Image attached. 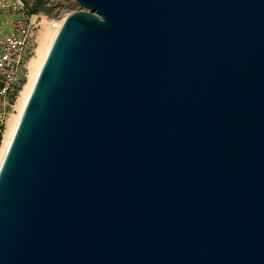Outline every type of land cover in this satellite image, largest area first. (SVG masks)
<instances>
[{
    "label": "water",
    "instance_id": "95a60500",
    "mask_svg": "<svg viewBox=\"0 0 264 264\" xmlns=\"http://www.w3.org/2000/svg\"><path fill=\"white\" fill-rule=\"evenodd\" d=\"M0 169V264H264V0H75Z\"/></svg>",
    "mask_w": 264,
    "mask_h": 264
},
{
    "label": "built area",
    "instance_id": "2783aa9c",
    "mask_svg": "<svg viewBox=\"0 0 264 264\" xmlns=\"http://www.w3.org/2000/svg\"><path fill=\"white\" fill-rule=\"evenodd\" d=\"M41 24L25 0H0V151L29 79L30 40Z\"/></svg>",
    "mask_w": 264,
    "mask_h": 264
},
{
    "label": "bare ground",
    "instance_id": "6f19581e",
    "mask_svg": "<svg viewBox=\"0 0 264 264\" xmlns=\"http://www.w3.org/2000/svg\"><path fill=\"white\" fill-rule=\"evenodd\" d=\"M65 18L62 20H58V21H49L47 19H44L42 22V24H43L42 26L44 29L42 32H43V36H44L45 41L43 42V44L39 50L38 59H35L31 62V65H30L31 72H30L29 80L27 81V83L25 84L24 88L22 89V91L20 93L18 103H17V107H18L19 112H18L17 116H15L13 118L12 122L9 125V129H8L7 134H6L4 144H3L1 151H0V169H1V166H2L3 161L5 159V156L7 154V151L9 149V146L11 144V141L13 139V136L15 134V131L18 127L19 122H20L24 108L28 102V99H29L32 91H33V88L35 86L39 72L43 66V63L47 57V54L51 48V45H52L57 33L59 32L61 26L63 25Z\"/></svg>",
    "mask_w": 264,
    "mask_h": 264
},
{
    "label": "rangeland",
    "instance_id": "374dc122",
    "mask_svg": "<svg viewBox=\"0 0 264 264\" xmlns=\"http://www.w3.org/2000/svg\"><path fill=\"white\" fill-rule=\"evenodd\" d=\"M37 0H25L27 4L30 6L34 4ZM46 5L52 8V15L45 13L44 11L37 12L38 17L40 20L47 19L49 21H58L64 19L67 15L71 12L79 10L81 7L77 4L75 0H44ZM43 24L36 30L30 40V49L32 51V55L29 60V76L31 72V62L39 57V50L45 41L43 36ZM29 80V79H28ZM27 83V82H26ZM18 109V107H17ZM19 112V110H18ZM18 112L13 116H17ZM13 118L11 119L10 123L12 122Z\"/></svg>",
    "mask_w": 264,
    "mask_h": 264
},
{
    "label": "trees",
    "instance_id": "16d2710c",
    "mask_svg": "<svg viewBox=\"0 0 264 264\" xmlns=\"http://www.w3.org/2000/svg\"><path fill=\"white\" fill-rule=\"evenodd\" d=\"M27 7L29 8L30 13H37L39 11H44L45 13L52 15V8L46 5V2L44 0H37L34 4L31 6L27 4ZM27 79H24V84H26Z\"/></svg>",
    "mask_w": 264,
    "mask_h": 264
}]
</instances>
